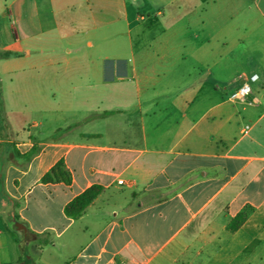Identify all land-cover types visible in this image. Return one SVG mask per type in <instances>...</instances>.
<instances>
[{
    "label": "crops",
    "instance_id": "crops-1",
    "mask_svg": "<svg viewBox=\"0 0 264 264\" xmlns=\"http://www.w3.org/2000/svg\"><path fill=\"white\" fill-rule=\"evenodd\" d=\"M259 23L264 0H0V77L55 87L47 100L67 101L72 119L0 130L4 149L39 148L29 162L1 161L0 264H26L29 240L62 238L99 201L112 217L74 234L64 264H264ZM251 74L245 101L223 96ZM2 98L14 112L12 93ZM60 160L71 184L43 183ZM96 183L104 190L85 215L67 217Z\"/></svg>",
    "mask_w": 264,
    "mask_h": 264
},
{
    "label": "rangeland",
    "instance_id": "rangeland-1",
    "mask_svg": "<svg viewBox=\"0 0 264 264\" xmlns=\"http://www.w3.org/2000/svg\"><path fill=\"white\" fill-rule=\"evenodd\" d=\"M263 25L259 23L257 33L264 30ZM123 32V31H122ZM120 40L115 44H102L101 49H113L119 46ZM123 45V43H121ZM8 64L7 66H10ZM255 68V66H251ZM34 73V72H33ZM55 87H49L45 85H25L23 81V74H15L13 76L3 75L0 77V130L2 128L13 127L14 130H18L19 127L31 128L32 133L41 131L44 128L56 124H72V119L67 117V113L63 108H70L69 103L65 100H59L58 102L48 101L50 89ZM63 88L65 94L70 93L71 86L67 83ZM109 86H105L104 89L108 90ZM223 96L227 98L235 90V84H225L223 87ZM103 89L99 85L96 88ZM12 93L16 99V105L14 112L5 110L3 104L2 94ZM85 116V115H84ZM83 116V117H84ZM87 116V115H86ZM85 116V117H86ZM62 117V119H60ZM35 122L39 127L32 128L30 124ZM40 122H43V127H40ZM11 135V133L6 132ZM47 134L43 135L46 136ZM60 136V134H55ZM3 147L0 145V150ZM5 160V159H4ZM113 206L106 205V203L99 201L98 204L91 210L89 216L85 220H80L76 223V226L71 229L65 236L60 239H56L53 234H47L44 237L37 239L36 241L29 240L26 244V264H64L65 261L78 250V244L71 245V237L76 233H81L86 226L91 231H95L101 224L105 225L107 220L112 217ZM80 237L82 236L79 234ZM84 239L88 237V233L84 235ZM79 242H83L81 239ZM43 248V249H40Z\"/></svg>",
    "mask_w": 264,
    "mask_h": 264
},
{
    "label": "trees",
    "instance_id": "trees-1",
    "mask_svg": "<svg viewBox=\"0 0 264 264\" xmlns=\"http://www.w3.org/2000/svg\"><path fill=\"white\" fill-rule=\"evenodd\" d=\"M9 56L7 53H1L0 57ZM108 113V112H107ZM94 136V135H90ZM39 148L34 145L27 153L21 154L17 149H2L0 152V176L3 175V167L1 166L2 159H7L9 156H17L25 158L29 162L37 153ZM2 167V168H1ZM43 183H55L64 182L66 185H70L72 182L71 173L65 168L63 160L58 161L51 169L43 176ZM104 187L98 183L91 185L79 195L75 196L70 202H68L64 208V213L67 217L78 220L85 215L87 208L95 201V199L103 192ZM246 212L238 214L229 223V229L235 230L246 220ZM23 262V260L21 261ZM26 263V260H25ZM66 264H70L67 262Z\"/></svg>",
    "mask_w": 264,
    "mask_h": 264
},
{
    "label": "built area",
    "instance_id": "built-area-1",
    "mask_svg": "<svg viewBox=\"0 0 264 264\" xmlns=\"http://www.w3.org/2000/svg\"><path fill=\"white\" fill-rule=\"evenodd\" d=\"M258 78V74H251L247 76V80L246 76H243L240 87L230 95V99L233 101H245V99L252 93V87L250 83L257 81ZM120 183L124 184L123 181H120Z\"/></svg>",
    "mask_w": 264,
    "mask_h": 264
},
{
    "label": "water",
    "instance_id": "water-1",
    "mask_svg": "<svg viewBox=\"0 0 264 264\" xmlns=\"http://www.w3.org/2000/svg\"><path fill=\"white\" fill-rule=\"evenodd\" d=\"M18 227L24 229L23 225L18 223Z\"/></svg>",
    "mask_w": 264,
    "mask_h": 264
}]
</instances>
